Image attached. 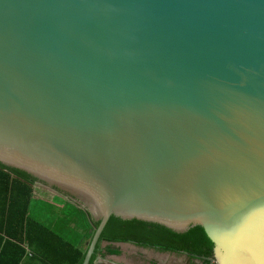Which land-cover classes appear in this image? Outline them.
<instances>
[{
    "label": "water",
    "instance_id": "water-1",
    "mask_svg": "<svg viewBox=\"0 0 264 264\" xmlns=\"http://www.w3.org/2000/svg\"><path fill=\"white\" fill-rule=\"evenodd\" d=\"M0 165L93 233L264 264V0H0Z\"/></svg>",
    "mask_w": 264,
    "mask_h": 264
},
{
    "label": "trees",
    "instance_id": "trees-1",
    "mask_svg": "<svg viewBox=\"0 0 264 264\" xmlns=\"http://www.w3.org/2000/svg\"><path fill=\"white\" fill-rule=\"evenodd\" d=\"M41 183L37 178L19 170L0 165V233L10 240L26 242L30 247L36 246L41 257L47 252L61 257V264H81L86 246L93 231L86 224L84 215L78 205L72 202L66 194L52 187L60 198V210L54 220L55 226L48 227L29 216V204L34 183ZM134 243L140 247L154 248L162 252L184 253L198 259L202 264H210L211 244L188 247L150 237L133 235L106 236L100 232L94 252L88 264H91L96 254L100 253L101 243ZM103 254H118L117 250L106 246ZM21 250L19 251V256ZM59 264L58 262H55Z\"/></svg>",
    "mask_w": 264,
    "mask_h": 264
},
{
    "label": "crops",
    "instance_id": "crops-1",
    "mask_svg": "<svg viewBox=\"0 0 264 264\" xmlns=\"http://www.w3.org/2000/svg\"><path fill=\"white\" fill-rule=\"evenodd\" d=\"M29 204V216L35 217L48 227L55 226L60 210V198L56 192L41 183H34ZM85 243V242H84ZM83 243V246L85 247ZM109 246L118 254H103V248ZM100 253L96 254L91 264H202L198 259L184 253L162 252L154 248L137 246L134 243H101ZM21 255L19 256V251ZM36 246L30 247L26 242L10 240L0 233V264H61V257L47 252L41 257ZM191 261V262H190Z\"/></svg>",
    "mask_w": 264,
    "mask_h": 264
},
{
    "label": "flooded vegetation",
    "instance_id": "flooded-vegetation-1",
    "mask_svg": "<svg viewBox=\"0 0 264 264\" xmlns=\"http://www.w3.org/2000/svg\"><path fill=\"white\" fill-rule=\"evenodd\" d=\"M210 264H214L213 261H212V258H211V260H210Z\"/></svg>",
    "mask_w": 264,
    "mask_h": 264
},
{
    "label": "rangeland",
    "instance_id": "rangeland-1",
    "mask_svg": "<svg viewBox=\"0 0 264 264\" xmlns=\"http://www.w3.org/2000/svg\"><path fill=\"white\" fill-rule=\"evenodd\" d=\"M191 262V261H190Z\"/></svg>",
    "mask_w": 264,
    "mask_h": 264
}]
</instances>
